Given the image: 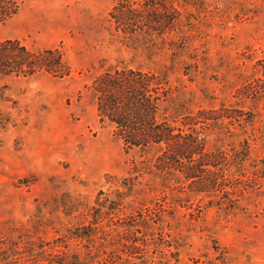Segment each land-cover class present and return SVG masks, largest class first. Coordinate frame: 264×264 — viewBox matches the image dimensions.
Here are the masks:
<instances>
[{"label": "rangeland", "instance_id": "1", "mask_svg": "<svg viewBox=\"0 0 264 264\" xmlns=\"http://www.w3.org/2000/svg\"><path fill=\"white\" fill-rule=\"evenodd\" d=\"M15 1L0 41L57 49L70 74L0 76V264H264V92H251L264 79V0H162L177 15L152 38L115 31L116 0ZM124 68L165 77L162 118L214 111L204 148L222 157L223 192H196L155 167L159 148L125 150L99 124L90 86ZM100 191L139 212L137 234L104 218L91 228ZM134 236L147 247L126 258L121 237Z\"/></svg>", "mask_w": 264, "mask_h": 264}, {"label": "trees", "instance_id": "2", "mask_svg": "<svg viewBox=\"0 0 264 264\" xmlns=\"http://www.w3.org/2000/svg\"><path fill=\"white\" fill-rule=\"evenodd\" d=\"M170 10L172 15H177V11L165 7L162 0H116L109 17L116 32L127 37L147 35L152 38L164 35L173 26V18L165 19ZM17 12L15 0H0V24ZM262 69L264 73V66ZM41 71L58 78L70 74V68L57 49L31 51L17 40L0 41V76L29 77ZM90 88L96 99L99 124L106 121L112 124L113 135L125 150L157 147L160 150L155 161L158 170L181 173L187 185L196 192L224 191L226 185L217 175L222 157L204 148L203 129L214 111L200 110L178 121L162 118L161 106L168 100L170 89L162 74L151 71L132 68L105 71L95 77ZM251 92H264V79L251 85ZM124 186L123 189L129 190L130 187ZM103 194L102 191L98 193L94 206L89 209L91 228L104 218L122 232L137 234L138 222L143 220L139 219V212L125 208L121 195L111 200L103 199ZM120 244L126 258H134L135 251L142 254L147 247L144 239L138 236L130 240L121 237ZM115 258L107 255L103 261L91 264H115Z\"/></svg>", "mask_w": 264, "mask_h": 264}]
</instances>
